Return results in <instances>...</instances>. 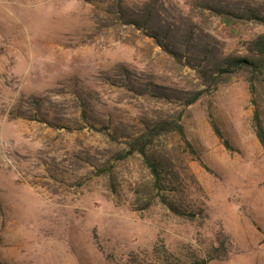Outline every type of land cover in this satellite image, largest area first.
<instances>
[{"label":"rangeland","instance_id":"374dc122","mask_svg":"<svg viewBox=\"0 0 264 264\" xmlns=\"http://www.w3.org/2000/svg\"><path fill=\"white\" fill-rule=\"evenodd\" d=\"M259 39L264 0H0V264H264Z\"/></svg>","mask_w":264,"mask_h":264},{"label":"trees","instance_id":"16d2710c","mask_svg":"<svg viewBox=\"0 0 264 264\" xmlns=\"http://www.w3.org/2000/svg\"><path fill=\"white\" fill-rule=\"evenodd\" d=\"M255 45L259 53L258 58H243L232 60L233 65L236 66L237 69H243L244 67L257 68L264 65V39L257 40L255 42ZM171 54L173 55V53ZM254 127L255 136L264 149V128L257 114L254 116ZM178 130L181 131L180 126L178 127ZM155 135L156 133L153 134V132H150L146 138L144 137L143 139H137L134 142L128 144L129 151L127 152V156H131L137 153L145 157V150L149 145H151L153 139L155 138ZM152 170L155 171L153 167ZM214 259L215 258H213L212 256H206L204 258H198L194 264H208Z\"/></svg>","mask_w":264,"mask_h":264}]
</instances>
